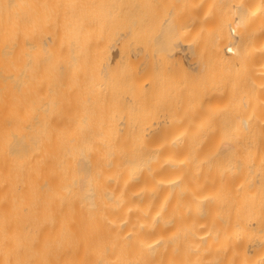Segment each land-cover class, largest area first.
<instances>
[{"label":"bare ground","instance_id":"obj_1","mask_svg":"<svg viewBox=\"0 0 264 264\" xmlns=\"http://www.w3.org/2000/svg\"><path fill=\"white\" fill-rule=\"evenodd\" d=\"M0 264H264V0H0Z\"/></svg>","mask_w":264,"mask_h":264}]
</instances>
